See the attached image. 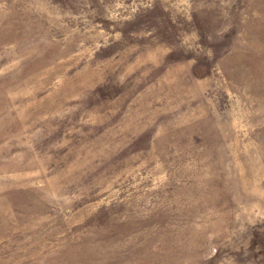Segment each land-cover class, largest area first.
Instances as JSON below:
<instances>
[{"label": "rangeland", "instance_id": "obj_1", "mask_svg": "<svg viewBox=\"0 0 264 264\" xmlns=\"http://www.w3.org/2000/svg\"><path fill=\"white\" fill-rule=\"evenodd\" d=\"M0 264H264V0H0Z\"/></svg>", "mask_w": 264, "mask_h": 264}]
</instances>
